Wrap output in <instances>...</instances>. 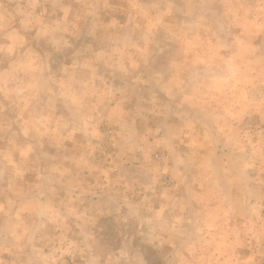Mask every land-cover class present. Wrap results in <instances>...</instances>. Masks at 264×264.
Masks as SVG:
<instances>
[{
    "label": "rangeland",
    "instance_id": "374dc122",
    "mask_svg": "<svg viewBox=\"0 0 264 264\" xmlns=\"http://www.w3.org/2000/svg\"><path fill=\"white\" fill-rule=\"evenodd\" d=\"M0 264H264V0H0Z\"/></svg>",
    "mask_w": 264,
    "mask_h": 264
}]
</instances>
